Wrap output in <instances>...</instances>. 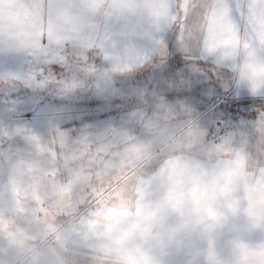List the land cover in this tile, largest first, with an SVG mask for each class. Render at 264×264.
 Listing matches in <instances>:
<instances>
[{
	"label": "rangeland",
	"instance_id": "obj_1",
	"mask_svg": "<svg viewBox=\"0 0 264 264\" xmlns=\"http://www.w3.org/2000/svg\"><path fill=\"white\" fill-rule=\"evenodd\" d=\"M187 2L196 14L184 21L156 0L165 35L183 25L164 97L179 111H162L144 135L130 117L151 95L162 42L148 63L106 76L103 56L48 52L55 20L4 36L0 264H30L56 243L90 264H264V56L214 0ZM196 40H216L222 65L191 58ZM112 42L150 49L147 21Z\"/></svg>",
	"mask_w": 264,
	"mask_h": 264
},
{
	"label": "snow or ice",
	"instance_id": "obj_2",
	"mask_svg": "<svg viewBox=\"0 0 264 264\" xmlns=\"http://www.w3.org/2000/svg\"><path fill=\"white\" fill-rule=\"evenodd\" d=\"M166 2L171 18L188 21L196 14L193 9L189 15L187 0ZM257 4L260 6L257 7ZM214 9L220 19L234 32H242L250 46L264 56V0H214ZM37 17L46 19L50 24L54 20L57 23V35L53 38L49 34L43 41L49 53H58L71 46L80 53L78 58L85 63L88 56H103L113 63V67L104 73L106 76L112 72L129 71L132 65L148 63L162 42L167 54L152 65L153 83L148 89L151 95L142 99L143 106L134 111L130 119L144 135L146 122L157 120L162 111H179L164 97L170 88L175 87L168 72V61L170 52L179 47V42L184 39L183 25L165 35L169 27L159 19L156 0H12L10 11L0 8V42L5 35L21 31L27 21ZM137 21H147L152 34V47L143 50L126 44L122 51L116 49L112 42L113 34L120 33L127 39ZM218 46L216 40L203 43L196 40L191 58L222 65ZM55 57L60 61L65 59L60 55ZM86 70L95 71L93 68Z\"/></svg>",
	"mask_w": 264,
	"mask_h": 264
},
{
	"label": "crops",
	"instance_id": "obj_3",
	"mask_svg": "<svg viewBox=\"0 0 264 264\" xmlns=\"http://www.w3.org/2000/svg\"><path fill=\"white\" fill-rule=\"evenodd\" d=\"M57 244L58 243H56L55 245L48 244L49 248L46 250V252L37 255L35 259L31 260L30 264H90L86 263V261H83V259H77L78 256L75 255V253L73 254L71 252V254H69L65 253L63 250V252H59ZM69 245L70 244L67 243L59 244V246H63L62 249H66V247Z\"/></svg>",
	"mask_w": 264,
	"mask_h": 264
}]
</instances>
